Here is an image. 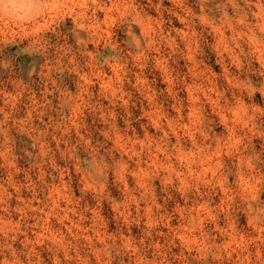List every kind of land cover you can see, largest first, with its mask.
<instances>
[{"label":"rangeland","instance_id":"1","mask_svg":"<svg viewBox=\"0 0 264 264\" xmlns=\"http://www.w3.org/2000/svg\"><path fill=\"white\" fill-rule=\"evenodd\" d=\"M0 264H264V0H0Z\"/></svg>","mask_w":264,"mask_h":264}]
</instances>
